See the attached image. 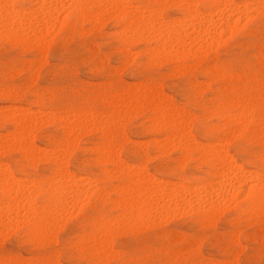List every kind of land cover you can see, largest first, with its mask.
<instances>
[{
	"label": "rangeland",
	"instance_id": "rangeland-1",
	"mask_svg": "<svg viewBox=\"0 0 264 264\" xmlns=\"http://www.w3.org/2000/svg\"><path fill=\"white\" fill-rule=\"evenodd\" d=\"M77 1L78 0H66V2L65 1L62 2L61 0L58 3L60 5L62 2V4L60 5L61 7H58L59 11L57 13L58 16L59 13L61 15V17L59 16L60 22L59 24H57V22H55V24H52L54 25V28H52L51 25L50 26L51 31H48L49 29L45 31L46 28L41 29L42 25H44L46 21L45 19H47L45 17L48 16L47 14L48 12L45 13L43 12L44 10H42V12L39 10L38 8L39 5L37 3H39L40 1L36 2L35 0L34 1L21 0L19 2H14L13 9L14 10L16 9L15 11H19L21 8H25L28 11H30L31 8H33L31 12L34 11V9L35 11L38 10L40 12L41 16L40 14L39 15L36 14L38 13V11L32 12L35 14V16L38 15L37 17H35L36 19L32 18L34 17V15L30 14V12L25 13L27 12V10L24 12L25 17H29L28 15H32L31 20H33L32 21V23H34L33 26L35 25L34 27H36L35 28L36 32L34 37L35 36L36 37L35 39H32L31 36L33 35L28 34L29 30L27 29L26 25L23 26V28L24 30L27 29L26 32L28 35L25 34L26 32L24 30H19V32L22 31V34L24 33L26 35L25 37L27 38L30 35L31 39L28 38V40L24 42L18 40V41L6 43L3 39V34L2 37H0V109H1L0 115L4 116L5 114H9L14 111H16L14 113H16L17 115L19 113L23 114L22 112H25L27 111V109H29L31 111L30 113L33 114H30L32 117L26 121L27 128L28 126L30 127L28 131V133L30 134L26 133L27 136H25L26 138L24 137V141L26 144L25 146H27L28 142H30V144L33 143L32 146H35V150L37 149L36 154L38 153L36 157H34V159L27 160L28 158H26L20 150L15 149L16 146L13 144V140H12V138L17 134V130L14 127L15 125L13 122L5 118H2V116H0V151H1L0 165L4 167L6 166L5 168H3V170L7 169L8 171L6 172L10 174L11 178H13V176H17L24 172H29L34 174L37 177V179L33 181L31 184L33 183L35 184L36 182L35 184L37 185L36 188L37 190L39 189L38 192L35 188H33L34 190H36L35 193L38 194L34 196V201H33V203H35L34 207L31 206V204L25 205L24 203H20L19 205L20 207L22 206V204H23L22 207L23 209L26 207L24 210L19 208V206H17L13 210L12 208L4 209L5 207L2 206L4 205L2 204L4 200L2 194L0 193V207L3 208V210H7L6 212H11V210L14 211L10 214L12 216V214L14 213L12 218H9L7 216L9 215V213L5 214V213H1L0 211L1 215L2 214L4 216L6 215L4 218L2 216L3 226H5L3 228L4 230L0 228V235H1L0 262L12 260L18 262V264H81V262L87 258L89 260L96 259L98 261H103L104 264H115L116 261L121 260L123 257L138 252H145V253L151 252L159 256H166L168 254V248H169V243H168L169 237H172L171 243L176 245L182 243L192 233H202V234L206 233L205 235H201L197 245V252L201 253L203 258L211 259V258L222 257L224 254L218 249L217 243L218 240L223 235L228 234L232 237L231 239L232 246L237 248L236 253L231 257L233 264H236V262L238 261L252 262V264H260L261 260L264 259V250H262L264 249V240L261 239L262 235H264V232H262L261 224H260L261 214L259 211V206L251 209V213H250L251 222L245 223L244 229L242 231L232 232L234 226L239 223L238 216L233 215V213H235V210L237 208L238 202L236 201V197L238 195H236V193L231 192L235 200H232L234 199L233 196L231 197L228 196L227 194H222V193H221L222 197L223 195L224 197L217 198V196L220 194L217 193V191L218 192L220 191L219 189L220 187H218L219 186L218 184L220 183L221 185L222 183H224V181L221 182L222 179L219 178V175L221 174L220 173L221 171L219 170L220 167H217L216 169L213 167L219 164V162L214 157L215 155H212L213 152L209 154L210 152L205 151L206 153L204 152L205 153L204 155L202 153V150H200L203 147L204 148L203 151L206 149L208 150L211 149L212 151V149L217 147V145L211 143H202V141H206L210 138L207 137L205 133L201 130L203 128V125H200L198 127L201 117H197L191 114H187V115L184 114L183 107L180 105V101L185 99L187 95L190 92H192L194 89L197 90L196 94L199 96H204L209 92H219L224 89H226V91L228 92H231L232 84L236 81H242L243 73L226 74L224 69L226 67L239 66L238 62L245 57V55L250 51L253 45L256 46L257 52L259 51V43L261 39L260 26L258 24V20L260 16L259 10L257 9L256 12L255 10H252L253 11L252 12L250 11V9H248L245 10L244 12V9L241 8V11L244 12L243 16L245 17V22L244 23L240 22L239 19L240 16L238 14H232L233 15L231 16L232 23L230 22L231 26L229 25L225 29L218 26L219 24L215 23L214 29H217V33L219 35L217 36L216 33V37H214L215 35L212 34L211 36L213 38L207 40L208 45L205 48H203L206 54H204L205 52L202 53L203 50L200 49L201 52L198 55L197 51H199V48H196L198 46L196 42L199 41L198 44H200L202 40L201 43L202 45L204 40L207 39L204 33H201L199 35L200 38L196 34L197 36L196 38L200 39L197 40L196 42L194 41L196 40V38L195 36H193L194 38L191 41L194 42L193 45L194 47L193 46L189 47V45L187 46L186 44H188L187 41L189 40L185 41L186 43L184 47L186 48H183V52L184 49H186L185 50L186 53L188 51L187 55L186 53L180 54L181 56L175 54L177 58H174L173 57L174 53H171L173 56L170 55L171 56L170 57L168 56L170 52L166 51V49L169 50L168 48L172 45V41L171 42L169 41V43H167V47H165L166 45H164L163 47L161 45L159 46V43L162 44V38L156 39L159 37L157 35L159 33V30L163 31L164 27H162V25L164 24V21L167 25H169L171 22H173L172 20L174 19V23H176L174 25L173 23H171L170 26L168 27L165 26L164 29L165 31L173 27H175L174 29H181L186 27L188 28L191 26L190 22L193 21L192 19L195 20V16H192L191 14L188 13L186 9H182L179 6L185 5L186 2L188 3L189 1L191 2V4L201 6L199 7V9L194 8L198 11L199 16H202L200 15L202 13L205 15V17H208L210 15L208 13L209 12L208 9L210 10V8L212 7L211 2H209L210 0H198V1L197 0H162V2L161 0L158 2L156 0H152V1L122 0L121 1L122 3L120 2L121 4L118 2L122 10L124 11L123 14L121 13L122 16L120 15V13L117 14L116 7H114V9H112L111 11L107 10V8H105V11L99 10L100 8H98L95 12H92L90 9L85 8L83 13L80 14L77 9L69 8L68 4L88 5L90 3V0L88 1L85 0L84 3H82L83 2L82 0L78 2ZM86 1L89 3L87 4ZM176 1H179V3ZM224 1L225 0H223V2ZM230 1L234 5L236 4L237 6L239 5L241 6L248 4L255 5L258 0H253V1L230 0ZM33 2H35L36 4L35 3L33 4ZM93 2H91V5L95 4V2H96L95 5H97V0H95L94 3ZM112 3L118 5L116 4L117 2L115 3V1ZM167 3H168V7L162 8L161 11L157 8L151 7L152 5H167ZM220 3H222V1ZM222 4L219 5L220 9L221 7H223L225 8L226 11L229 10V8L227 9L225 7L227 5L226 1L225 3ZM63 5L66 7H64ZM128 5L130 6L128 7ZM123 6L126 12L123 9ZM121 8L120 7L118 8V12H121ZM156 9L160 12V13L157 12L158 15L156 13ZM66 10L68 11L66 12ZM153 10L155 11L154 14H152ZM217 10L218 9H216L214 13H216ZM109 12L110 15H108ZM113 12L116 13L117 17L119 16L120 18L119 17L117 18L116 14H113ZM206 12L208 13V15ZM42 13H45L46 16H43ZM151 14L154 17L157 15V17L154 19ZM112 15L113 17H111ZM204 15L203 17H201V19L203 18V20L205 18ZM63 16L65 17L63 18ZM74 16L76 17V19H73ZM85 16H88L89 19L92 20L91 27L88 28L84 27ZM134 16L143 19L145 17V19L147 20L150 18L153 19L154 21L156 19H157L156 21H158L159 20L158 17H159L161 22L157 24L158 25L162 23L163 24L161 26H158L159 29L158 31H155L157 30V28H153V26L150 25L149 26L150 28L152 27L153 29H155L153 32V29L151 28L153 35L150 31V33L148 32L149 36L145 37L146 35H148L147 33L148 25L144 24L145 27L147 25V31L144 27L141 26L142 27L141 30L145 29L146 31V32L144 31V34L142 36V33H139L140 28L139 31L136 32L137 28L136 25H134L135 23L133 22V19L136 17ZM210 16H212L213 20L219 19L217 15L212 14ZM40 18H42L43 21ZM38 20L41 21V23ZM77 20H79L80 23V30L76 29ZM126 20L127 22L132 21L130 24L131 26L133 25L132 26L133 30L131 26L128 27L129 25L125 28V25L127 24ZM169 20L170 22L168 24L167 21ZM36 22L40 23L39 29L37 27L39 23ZM254 22H256V27L253 28L252 30H249V25ZM124 23L126 24L124 25ZM191 23L194 24L196 23V21H193ZM185 24L186 27H184ZM33 26H31L30 28L31 30H33L32 29L34 28ZM154 26L157 27L156 24ZM127 28L131 30L130 31L131 33L128 32L129 33L128 34L126 33L127 31H125L124 33L123 29L125 30ZM227 28H229L230 30H228ZM37 29L44 30L46 36L48 33L47 37L44 35L45 39H42L43 36L39 34L40 37L42 36L41 37L42 40H46L44 42L45 44H42L43 43L41 42L42 40L39 42L40 45H37L38 43L33 41L36 40L37 37H39L37 33L40 31L37 32ZM221 29L222 32L224 31L223 33L220 31ZM65 30H67L68 35L62 39H58L60 33L64 32ZM117 30L118 32H116ZM120 30L124 33V35H126V37H128V39H130L129 43L127 42L128 41L127 38L122 34ZM52 31L54 32L52 33ZM227 31L229 33L228 35H227ZM225 32L226 35L224 34ZM2 33H4V31H2ZM154 33L157 36L154 35ZM118 34L122 35L124 41L121 40L123 38ZM127 34L130 36H127ZM136 35L138 39H136L135 41L134 36L136 37ZM152 36L153 37L155 36L156 38L155 37L153 38ZM215 38L217 40L219 39V41L216 40L217 41L216 42ZM148 39H152V40H148ZM121 41L123 42L121 43ZM34 42L36 43V45L34 44ZM157 44L162 49L161 48L158 49ZM190 48H194L195 50ZM160 49L162 50L161 52ZM164 50L166 55L167 52L169 53L167 56L164 55ZM158 51H159L158 55L160 58L156 54ZM133 53L134 55H132ZM160 53L162 56H160ZM191 55L193 57H191ZM256 59H257V63H259L258 58ZM114 83L118 86V91L113 88ZM213 85H221L222 88L214 89ZM159 91H161L162 93H160ZM146 92L148 93L150 92L149 95L148 93L146 94ZM163 93L167 95L164 96L165 98L163 97L164 95ZM138 101L141 103V105ZM144 103L147 105H143ZM158 103L159 106L157 105ZM119 107H123L125 109L126 117L124 118V121L119 128L120 140L115 145V147L113 146V148L115 149L114 158L110 159L113 161L115 160L116 163L115 162L109 163L108 161L110 160L108 159L107 161V159L104 156H102L103 153L97 150V148L102 145H105L106 143L111 144L113 132L111 131V135H110L111 138L106 139L105 135L107 128L103 127L104 126L103 124L106 123L105 121H107V117L112 114V111L114 109H118ZM76 111H77V115L74 114L76 113ZM94 111H95V117H98L97 118L98 120L92 117ZM165 111L167 115L165 114ZM169 111H173V112H169ZM175 111L176 113H174ZM3 112L6 113L4 114ZM83 112H87L85 114V117H87V119L90 117L94 118V119L92 118L90 119H92L93 122L95 121L94 122L95 124L94 123L89 124V122L91 121L89 120L88 123L86 124L88 126L86 125H85L86 127L84 125L80 126L81 128L84 126L85 130L83 128L82 131L81 128H79L80 130L78 133L77 131L78 129H77L76 132L74 133L75 138L73 137L72 139H69L70 142H72L71 145L73 147V150L77 153L75 167L77 168V171H86V172L90 171L91 169L99 167L100 175L103 177V181H107L108 183L116 182L120 188L119 189L116 188L117 190L111 189L110 192L104 193L103 198L99 201L98 207H97V201L94 199H83L82 197H80L77 200L79 202L76 203L75 208H73L74 205L72 201H68L72 204L67 202L68 205L66 203L62 205V209L60 211L61 213L60 212L58 213V215L59 214L61 215L58 216L60 219L57 218V220L59 221L56 220L57 222H54V224L56 223L57 225H53V227H50L52 231H49L48 229L47 233L42 235L41 238L40 236H35V237L31 235L29 236L26 227V217L27 215L32 213L31 207L35 208L33 209L34 212L40 213L41 210H43L40 209L41 207L48 206L47 208H44V210H46L44 212L45 215L54 212L55 206L50 204V202L47 200L46 190L47 188H49L48 186L52 185L50 184L51 182L53 183L55 182L53 181V179L57 181L61 178V176L59 175L58 176L60 178L57 177L56 166L49 159H45L44 157L46 156L45 154H42L43 155L42 156L41 153L39 152L42 151L43 153V151L44 152L48 151L51 153L56 151L59 145H62L63 143H64L63 145H67L66 142H69V140L67 139L68 137L67 136L68 134H66L67 130L64 129V127H66L65 123L66 125L69 124L70 126L73 125L72 127H74V125H76V122L78 121L76 117H79L78 118L79 121H81V118H85ZM81 113H83L82 114L83 117H81L82 116ZM21 114H19V116ZM70 114H74V115H70ZM96 114L99 115L97 116ZM211 114L212 115L214 114V110ZM173 115H177V116L183 115V120L177 122L178 120L174 119L175 116ZM23 116H29V115H27V113L25 112V115ZM62 118H64V120H62ZM207 118L210 117H205V119ZM159 119L163 120L164 122V124L161 125L162 128H159L160 127L159 124L157 125L155 124V122L158 123L157 121ZM248 119H252V117L249 116ZM255 119H257L255 120L256 121L255 123L259 124L261 115L258 104L256 105L255 108ZM63 121H67V122L64 123ZM177 123L178 124L180 123L179 124L180 127ZM91 125H93L94 128L93 126L91 127ZM183 128H185L186 131ZM62 129H64V131ZM237 134L231 137L232 140L230 139V141L223 146L222 150L228 154L229 158L232 159V161H237V160L244 161L245 158L251 154V149L253 147V144L250 138L244 136L242 131L238 132ZM181 135L182 136L184 135L185 140L189 139L187 140L188 143H190V140L193 139L190 145L193 146L194 148H192L188 144L187 146L189 147L186 148L185 144L187 142L186 143L184 142L183 140L184 138ZM162 136L165 144L162 141ZM45 137L47 139H45ZM153 138L155 139L153 140ZM151 139L152 141H150ZM157 139H159L158 141L159 144L156 141ZM169 139L172 141V145ZM166 141L169 142L170 145ZM178 141H180L179 145H178ZM154 144L156 147L154 146ZM91 146L93 149L90 148ZM198 147H200V149ZM149 148H151L152 152L154 153L153 157H155V158L152 157L153 172L160 176H167V177H172L173 175L175 176L174 181L165 180L164 182L165 185L170 184V187L173 190L175 189L181 192L180 194L181 197L183 194H185L184 196H190L191 198H193L196 194H198L196 196L197 197L199 195L202 196V197L199 196L198 198L206 199L207 202L206 201L205 202L207 204L215 200L214 202L216 203L218 202V205L216 204L217 207H215L214 209L216 211H214L211 215H204L203 218L200 219H193L191 212H184L183 210H181V214L176 216L175 215L168 216L167 214H165L162 217L157 216L158 218H156L155 223L151 226H147L144 228H137L135 230L122 229L113 232L104 239V243L107 246L106 248L107 249L109 248L110 250H106L104 248L98 247L97 249L90 251L91 253L89 252L86 257L84 250L80 246V241L82 238L84 226L80 223H77V221H80L82 219H87L93 213H97V214L100 213L103 209H105L106 206H108L107 207L108 212H112L116 209H119V211L121 210L120 211V213H122L121 216L135 215L136 212L138 213L136 215H139L140 213L148 216L150 215L148 213H151V215L157 213L155 198L159 196L160 192L157 194L153 193V190L149 192L150 187H146V189L148 188L147 191L144 188L143 189L144 191L142 190L141 192L143 194H140L142 198L141 200L140 195H138L137 191L133 189L134 186H131L132 189L128 188L127 186L131 182V180L133 179L138 180L139 177L137 170H135L131 165H127L126 161L129 158L134 159L138 153L147 152ZM172 148L174 149L172 150ZM52 149L54 151H52ZM185 150L187 151L185 152ZM100 153L102 155H100ZM157 153L159 155H157ZM115 157L116 158L119 157V158L116 159ZM97 162H99L100 164L98 163L96 165ZM121 165L123 166V169ZM116 166L117 169L119 170L122 169V170L116 171L117 170ZM235 166L238 167L240 170L241 164L234 163V167ZM236 167H235L236 172H238L239 170H237ZM110 169L113 170L111 171ZM123 171L126 174H124ZM218 171H219V175L217 177ZM233 172L236 173L235 171ZM129 173L131 174L132 177L129 176ZM232 174L229 175L230 181H225V184H231L230 182L234 183V181H236L238 184L236 183L237 185L236 184L235 185L238 186L240 183L238 182L237 174H233L234 176L236 175L235 178L237 180L234 178V176H232ZM50 178H53L51 179L52 181L49 180ZM62 179L63 181L67 180L65 178ZM246 179H249V177L245 178V180ZM207 180H209V182L211 183H209ZM49 181L51 182L49 183ZM78 181L79 182L81 181L80 183L82 185L87 183L86 180L84 181V179L79 177H78ZM218 181L220 182L217 184ZM46 182H48V184ZM213 182H215L216 184ZM42 183L47 185L46 186L44 185V187H42L43 185ZM124 184L125 186H123ZM28 185H30V182H28L26 186ZM38 186L42 188H38ZM193 189H196V191ZM84 190L88 191L87 188H85ZM115 192H117L116 200H109L108 197L114 194ZM144 192L145 194L149 192V194L152 193L153 195L155 194L156 196V197L154 196L155 198H153V196L150 197L148 196L149 198L147 199V202L149 201L148 202L149 204L147 203V205L145 204L146 198L144 199L145 202L143 201V196L145 197ZM173 192L171 193L173 194ZM188 192L189 194H187ZM171 193L170 195H172ZM124 194L126 195L128 194L129 197L124 196L123 198ZM135 194H137V197H134ZM221 194L219 196H221ZM246 194H247V188L245 190V195ZM69 195L70 193H68V196ZM89 195L91 194L89 193ZM160 195H162V193ZM118 198L121 200V204ZM134 198L136 199L135 201L132 200ZM138 198H140V202L142 201L141 203H139ZM128 200L132 201V203L129 205L127 203L129 202ZM222 200L224 202L226 200L229 202L222 203ZM231 200L232 202H230ZM143 202L145 205H143ZM242 202L243 201H240L239 203ZM220 203L223 205L219 207ZM218 210L221 211V214L220 212H218ZM15 211L18 213H16ZM13 218H15L16 222L14 221ZM89 227H91V225H89ZM165 229H170V231H165ZM48 232L51 233L48 234ZM176 255H180V254H176ZM176 255H174L172 258H176ZM180 258H183V256H181Z\"/></svg>",
	"mask_w": 264,
	"mask_h": 264
},
{
	"label": "snow or ice",
	"instance_id": "snow-or-ice-1",
	"mask_svg": "<svg viewBox=\"0 0 264 264\" xmlns=\"http://www.w3.org/2000/svg\"><path fill=\"white\" fill-rule=\"evenodd\" d=\"M61 7V6H57ZM69 8H75L83 10L85 8L95 12L98 8L116 7L120 5H69ZM151 7L162 9L167 8V5H152ZM182 9H187L189 14H192V9H199V5L185 4L180 6ZM227 8L240 7L244 10H259L260 16L258 24L260 26V43L259 51L257 52L256 46L253 45L250 51L239 61V66L226 67L224 69L226 74H240L243 73L242 81H236L232 84V91L228 92L226 89L219 92H209L204 96L196 94L197 90L190 92L187 97L180 101V105L183 107V113L195 115L201 117L198 127L203 125L201 129L207 137L210 139L202 141V143H211L217 145L215 149V158L218 161L223 162L225 168H231L233 163L241 164L237 176L241 177L243 174L246 179L244 187L240 189L239 195L236 197L237 208L234 216H238L239 223L234 226L232 232L242 231L245 223L251 222V206L258 199L259 211H260V224L262 232H264V0H260L257 5H226ZM240 16V22L244 23L245 17L243 14ZM59 17H56L57 23H59ZM73 19H76L74 16ZM166 19V17H165ZM84 27L88 28L92 25V20L88 16L84 17ZM159 21L148 19L147 25H154ZM256 27V22L249 25V30ZM76 29L80 30V23L77 20ZM35 35V34H33ZM41 35L43 33L41 32ZM68 35L67 30L60 33L58 39H62ZM20 32L13 33L7 28L4 31L3 39L6 43L18 41L22 39ZM29 39L31 37H28ZM259 63H257V59ZM113 88L118 91V86L114 83ZM214 89L222 88L221 85H213ZM259 105V111L261 119L259 124L255 123V108ZM214 110V115L211 113ZM251 116L252 119H248ZM205 117H210L205 119ZM125 118V109L119 107L114 109L112 114L107 117V126L112 130L113 136L111 145L115 146L120 140L119 128ZM174 119L182 120L183 115L175 116ZM81 123L87 124V118H82ZM243 132L244 136L250 138L253 147L251 154L245 158L244 161H228V154L222 149L223 146L228 143L231 137L238 132ZM154 153L151 148L144 153H138L134 159L129 158L126 163L131 165L137 170L139 176V183L142 187H151L152 189L159 188L162 195L155 198L157 206V213L150 216L143 214L139 215H125L121 216L119 209L112 212H108L107 207L100 213H93L89 218L77 221L82 224L83 234L80 241V246L84 250L85 256L91 250H95L101 246L103 240L113 232L122 229H137L151 226L155 223L157 216L179 215L181 210L184 212H191L193 219L203 218L204 215H211L214 210L209 209L206 204H199L194 198L189 199L187 196L181 197L178 190H173L169 185H165V180L174 181L175 176L167 177L160 176L153 172L152 157ZM77 159V153L73 150L71 143L67 145H59L55 152L56 160V172L57 175L68 180V185L65 186V191H71L73 195L79 192L80 197L83 199H94L97 201V207L99 201L103 198L104 193L110 192L111 189H116L119 185L116 182L108 183L103 181V177L100 175L99 167L91 169L90 171H77L75 167V161ZM123 159V157H122ZM232 171L236 169L232 168ZM78 177L87 181L86 184L81 185L78 181ZM37 177L29 172L21 173L13 177V180H18L21 186H26L29 181H35ZM236 181H234V184ZM259 191H256V188ZM87 188L86 192L84 189ZM245 188H247V195H245ZM176 191V195L172 196L170 193ZM89 193L91 195H89ZM116 194H112L108 197L109 200H116ZM243 201L242 203H239ZM77 201H73L75 207ZM110 206V205H109ZM91 225V227H89ZM49 231H52L49 228ZM170 231V229H165ZM158 234V233H157ZM206 233H192L187 239L180 244H172V237L168 238L169 248L166 256H159L151 252H138L123 257L121 260L116 261L115 264H233L231 259L237 251V248L231 244L232 237L228 234L223 235L217 243L218 249L224 254L219 258L205 259L201 253L197 252V245L201 235ZM59 239V238H58ZM264 240V235L261 237ZM264 250V249H262ZM180 254V255H176ZM176 255V258H172ZM183 256V258H180ZM0 264H18V262L7 260L0 262ZM81 264H104L103 261L96 259H85ZM236 264H252V262L238 261ZM260 264H264V259Z\"/></svg>",
	"mask_w": 264,
	"mask_h": 264
},
{
	"label": "bare ground",
	"instance_id": "bare-ground-1",
	"mask_svg": "<svg viewBox=\"0 0 264 264\" xmlns=\"http://www.w3.org/2000/svg\"><path fill=\"white\" fill-rule=\"evenodd\" d=\"M19 1H21V0H0V37H2V34H4V33H2V31H5V29L7 28L8 30H10V31H12L13 33H15V32H19V30H24V28H23V26H27V29L29 30L28 31V34H30V35H33V34H35V32H36V27H34L33 26V24L34 23H32V21L33 20H31V16L32 15H34V17H32V18H35V17H37L39 14H40V12L38 11V10H36V11H38V13H36V14H38L37 16H35V14L34 13H32V12H36L35 11V9H34V11H32L31 12V10L33 9V8H31V10L30 11H28L27 9H25V8H21L19 11H15L14 9H13V3L14 2H19ZM34 1V0H33ZM36 2L37 1H40L39 3H37L38 5V8H39V10L42 12V10H44L43 12H45V13H47L48 14V16H46V14L45 13H42L43 14V16H46L45 18H47V19H45L46 21H45V23H44V25H42V27H41V29H45V31H47L48 29V31H51V29H50V26L52 25V24H55V22H57L56 21V17L58 16V3L61 1V0H35ZM63 1H65L66 2V0H62V2ZM78 1H80V0H78ZM77 1V2H78ZM83 2L82 3H84L85 2V0H82ZM88 1V0H87ZM86 1V2H87ZM115 1V3L116 4H118V2L120 3L122 0H97V5H109V6H113V5H115V4H113L112 2H114ZM134 1V0H133ZM152 1V0H151ZM157 2L158 1H160V0H156ZM198 1V0H197ZM222 1V3H225V1H226V4L228 5V6H231V5H234V4H232V2L229 0H225L224 2H223V0H221ZM220 0H210L209 2H211V4H212V7L210 8V10L208 9V13L210 14V15H217L218 17H219V19H215V20H213L212 19V16H208V17H205V15L204 14H200V15H202V16H199L198 15V11L196 10V9H192V16H195V20L194 19H192L193 21H196V23H194V24H192L191 22H193V21H191L190 22V27H186V24H185V26L184 27H186V28H181V29H174L175 27H173V25L174 24H176V23H174V19L172 20L173 22H171V23H173V25H172V27L173 28H169V29H167V31H165L164 29H165V26H170V24H169V22H170V20L169 21H167L168 22V24L169 25H167L166 23H165V21H164V24L162 25V24H160V25H158L157 23H155L156 25H157V27L156 26H154V25H151V26H153V28H157V30H155V29H153L152 27V29H153V32H154V30L155 31H158L159 29H158V26H161L162 25V27H164L163 28V31H160L159 30V33H160V35H159V33L158 32H155V33H158L157 35L159 36L158 38H156L155 36V38L156 39H161L162 38V44L161 43H159V46L161 45V46H163L164 47V45H166L165 47H167V43H169V41L171 42L172 41V45L168 48L169 50H167L166 49V51H169L170 52V54L167 52V55L168 56H173L171 53H174V58H177V56H175V54L176 55H178V56H181L180 54H182V53H186V49H184V52H183V48H186V47H184V45H185V41H187V40H189V41H187V43L188 44H186L187 46L189 45V47H191V46H193L194 45V42L193 41H191V40H193V36H195V38L197 37L196 36V34L199 36L201 33H204V35H205V37H207V39H205L204 40V42H203V44L201 45V43H202V40H201V43L200 44H198V42H196L197 40H200V39H197L196 38V40H194L195 42H196V44L199 46H197L196 48H199V51H197L198 52V55H199V53L201 52V50L200 49H202L203 51H202V53L203 52H205L204 51V49L203 48H205L208 44H207V40H210L211 38H213L211 35L212 34H214L215 36L214 37H216V33H217V29H214V24L215 23H217V24H219L218 26H220V27H222V28H226L227 26H231V16H233L232 14H241L243 11H241V8L239 7H237V8H229V10H225V8H223V7H221V9L219 8V5H221L222 3H220L221 2ZM251 1H253V0H251ZM62 2H61V4H62ZM74 2V1H73ZM91 2H93V0H90V3L89 2H87V4L89 3L90 5H91ZM94 2H95V0H94ZM93 2V3H94ZM124 2H126V1H124ZM123 2V3H124ZM161 2H162V0H161ZM176 2H178L179 3V1H176ZM229 2H231V3H229ZM255 2V1H254ZM259 2H260V0H258L257 1V3L255 4V5H257V4H259ZM35 2H33V4H34ZM76 3V2H75ZM92 3V4H93ZM122 3V2H121ZM120 3V4H121ZM174 3V2H173ZM181 3H183V2H181ZM180 3V4H181ZM185 3V2H184ZM188 3H190L191 4V2H189L188 1ZM187 2H186V4H188ZM246 3V2H245ZM244 3V4H245ZM250 3H252V2H250ZM36 4V3H35ZM60 4V5H61ZM88 4V5H89ZM95 4H96V2H95ZM59 5V6H60ZM68 5H70V4H68ZM67 5V6H68ZM71 5H73V4H71ZM119 5V4H118ZM178 5V4H177ZM193 5H195V4H193ZM223 5V4H222ZM225 5V4H224ZM236 5V4H235ZM249 5V4H248ZM254 5V4H253ZM64 6V5H63ZM130 5H128V7H129ZM167 6H168V3H167ZM240 6V5H239ZM242 6V5H241ZM64 7H66V6H64ZM133 7V6H132ZM169 7H170V5H169ZM180 7V6H179ZM209 7V6H208ZM28 8H30V7H28ZM120 8H121V6H120ZM227 8V7H226ZM66 9V8H65ZM65 9H64V11H65ZM112 9H114V7H108L107 8V10H112ZM117 10V14H119L120 13V15H121V13L123 14L124 13V11L122 10V8H121V12H118V8H116ZM123 9H124V6H123ZM142 9V8H141ZM149 9V8H148ZM207 9V8H206ZM216 9H218L217 10V12L216 13H214L215 12V10ZM220 9V10H219ZM228 9V8H227ZM27 10V12H25ZM46 10V11H45ZM78 10V9H77ZM99 10H104L105 11V8H100ZM120 10V9H119ZM125 10V9H124ZM160 11H161V9H159ZM187 10V9H186ZM257 10V9H256ZM256 10H255V12H256ZM68 10H66V12H67ZM75 11V10H74ZM83 11H84V9L83 10H78V12L80 13V14H82L83 13ZM103 11V12H104ZM115 11V12H116ZM146 11V10H145ZM144 11V12H145ZM188 11V10H187ZM202 11V10H201ZM250 11H252L251 9H250ZM24 12L25 13H29L30 12V14H32V15H28L29 17H25V15H24ZM125 12H126V10H125ZM149 12V11H148ZM154 10H153V13L152 14H154ZM160 13L157 9H156V13ZM206 12V13H207ZM244 12H245V10H244ZM244 12L242 13L243 15H244ZM253 12V11H252ZM258 12V11H257ZM150 13H151V11H150ZM158 13H157V15H158ZM204 13V12H203ZM208 13H207V15H208ZM85 14H87V13H85ZM113 14H116V13H114L113 12ZM117 14H116V17H117ZM151 14V15H152ZM27 15V14H26ZM108 15H110V12L108 13ZM142 15H143V13H142ZM146 15V14H145ZM150 15V14H149ZM157 15L154 17L153 15V18L155 19L156 17H157ZM189 15V14H188ZM203 15H204V20H203V18L201 19V17H203ZM40 16H41V14H40ZM42 16V17H43ZM59 16L61 17V15H60V13H59ZM58 16V17H59ZM122 16V15H121ZM247 16H248V14H247ZM65 16H63V18H64ZM91 17V16H90ZM111 17H113V15L111 16ZM115 17V16H114ZM119 17V16H118ZM117 17V18H118ZM134 17H136V16H134ZM200 17V18H199ZM217 17V18H218ZM109 18V17H108ZM120 18V17H119ZM152 18V17H151ZM193 18V17H192ZM215 18H216V16H215ZM249 18H250V16H249ZM36 19V18H35ZM40 19H42V18H40ZM105 19V18H104ZM150 19V18H149ZM158 21L159 22H161V20H160V18L158 17ZM189 19V18H188ZM201 19V20H200ZM239 19H240V17H239ZM153 20V19H152ZM157 20V19H156ZM155 20V21H156ZM166 20V19H165ZM247 20V19H246ZM37 21V20H36ZM39 21V20H38ZM42 21H43V19H42ZM117 21H118V19H117ZM146 21H147V19H145V17H144V19L143 18H134L133 19V22L135 23L134 25H136V28H137V31L136 32H138L139 31V28H140V32L139 33H142V36H143V34H144V31H145V29H146V31H147V25H146V27L144 26V24H146ZM179 21V20H178ZM183 21V20H182ZM190 21V20H189ZM237 21V20H236ZM40 23H41V21H39ZM39 22H36V23H39ZM59 22H60V20H59ZM126 22H127V20H126ZM132 21H129V22H127V24L126 23H124V25H125V28L128 26V27H130L131 26V23ZM158 22V23H159ZM163 22V21H162ZM177 22V21H176ZM231 22V23H230ZM245 22V21H244ZM40 23L38 24V29H39V25H40ZM178 23V22H177ZM57 24H59V23H57ZM166 24V25H165ZM182 24V23H181ZM240 24V23H239ZM189 25V24H188ZM234 25V24H233ZM31 26H33L34 28H32L33 30H31L30 28H31ZM56 26V25H55ZM59 26V25H58ZM133 26V25H132ZM132 26H131V28H132ZM144 27L145 29H142L141 30V28L142 27ZM150 25H148V31H147V33L149 32L150 33V31H151V33H152V35H153V32H152V29L149 27ZM180 26V25H179ZM239 26V25H238ZM182 27V26H181ZM233 27V26H232ZM236 27V26H235ZM52 28H54V25H52ZM135 28V27H134ZM237 28V27H236ZM3 29V30H2ZM26 29V28H25ZM26 29V30H27ZM37 29V32L38 31H40V32H38L37 34L39 35H41V32H43V33H45V31L44 30H38ZM228 30H230L229 28H227ZM26 30H24L25 32H26ZM132 30H133V28H132ZM213 30V31H212ZM121 31V30H120ZM123 31H124V33H125V31H127L126 33H131L130 31V29L129 28H127V29H123ZM145 31V32H146ZM221 32H222V29L220 30ZM235 31V30H234ZM54 31H52V33H53ZM115 32V31H114ZM116 32H118V30L116 31ZM122 32V31H121ZM164 32H166V33H164ZM221 32H219V33H221ZM224 32V31H223ZM222 32V33H223ZM20 33L22 34V31H20ZM113 33V32H112ZM124 33L122 32V34L124 35ZM128 33V34H129ZM146 33V34H147ZM149 33H148V35H146L145 37H147V36H149ZM154 33V35H156ZM164 33V34H163ZM25 34H27V32L25 33ZM24 33L21 35L23 38L22 39H20V41H26V40H28V38L27 37H25L26 35H25ZM27 34V35H28ZM36 34V35H37ZM51 34V33H50ZM127 34V36H130V35H128ZM225 35H226V32L224 33ZM229 33H228V31H227V35H228ZM232 34V33H231ZM234 34V33H233ZM30 35H29V37H30ZM40 35H39V37H37V39L36 40H33V41H35V42H37L38 44L37 45H40L39 44V42L42 40V39H45L44 38V35L46 36V33L45 34H43L41 37H42V39H41V37H40ZM119 36H121L122 37V35H120V34H118ZM135 35V34H134ZM139 35V34H138ZM156 35V36H157ZM219 34L217 33V36H218ZM47 36H48V33H47ZM46 36V37H47ZM50 36V35H49ZM125 37H126V35H124ZM162 36V37H161ZM222 36V35H221ZM32 37V39H35V37H34V35L33 36H31ZM34 37V38H33ZM132 37V36H131ZM153 37V36H152ZM151 37V38H152ZM153 37V38H154ZM192 37V38H191ZM224 37V36H223ZM227 37V36H226ZM123 38V37H122ZM127 38V42L129 43V41H130V39H128V37H126ZM130 38V37H129ZM134 38H135V41H136V39H138L137 38V35H136V37L134 36ZM199 38H200V36H199ZM221 38V37H220ZM225 38V37H224ZM31 39V38H30ZM147 39V38H146ZM121 40H123L124 41V38L123 39H121ZM132 40H133V38H132ZM143 40V39H142ZM148 40H152V39H148ZM217 39L215 38V41H216ZM30 41V40H29ZM46 40H42L41 42H43L42 44H45L44 42H45ZM123 41H121V43L123 42ZM144 41V40H143ZM214 41V42H215ZM217 41H219V39L217 40ZM216 41V42H217ZM34 42V44L36 45V43ZM138 42V41H137ZM142 42V41H141ZM145 42V41H144ZM159 42V41H158ZM215 42V43H216ZM139 43V42H138ZM125 44H126V42H125ZM219 44V43H218ZM128 45V44H127ZM42 46V45H41ZM156 46V45H155ZM157 46H158V44H157ZM157 47L158 49L159 48H161V47ZM194 47V46H193ZM59 49V48H58ZM155 49H156V47H155ZM162 49V48H161ZM160 49V52L162 51ZM190 49H193V50H195L194 48H190ZM207 49H208V47H207ZM187 50H188V48H187ZM242 50V49H241ZM55 51V50H54ZM156 51H157V49H156ZM190 51V50H189ZM208 51V50H207ZM152 52V51H151ZM195 52V51H194ZM193 52V53H194ZM131 53V52H130ZM158 53H159V51L156 53L157 55H158ZM190 53V52H189ZM192 53V52H191ZM188 54V51H187V53H186V55ZM204 54H206V52L204 53ZM132 55H134V53L132 54ZM164 55H166L165 54V50H164ZM166 55V56H167ZM200 55H202V54H200ZM160 56H162L161 55V53H160ZM170 56V57H171ZM157 57V56H156ZM158 57H159V55H158ZM191 57H193L192 55H191ZM199 57V56H198ZM203 57V56H202ZM160 58V57H159ZM169 59V58H168ZM57 60V59H56ZM131 60V59H130ZM127 61V60H126ZM173 61V60H172ZM128 62H129V60H128ZM81 63V62H80ZM81 65V64H80ZM159 65V64H158ZM90 69V68H89ZM91 70V69H90ZM179 70V69H178ZM209 70V69H208ZM209 72V71H208ZM210 72H212V71H210ZM203 73V72H202ZM201 73V74H202ZM36 75V74H35ZM234 75V74H233ZM202 86V85H201ZM50 87V86H49ZM225 88V87H224ZM141 89V88H140ZM202 89H203V87H202ZM89 91V90H88ZM151 91V90H150ZM2 92H5V91H2ZM156 92H157V90H156ZM160 93H162L161 91H159ZM201 92V91H200ZM131 93V92H130ZM148 92H146V94H147ZM150 93V92H149ZM149 93H148V95H149ZM153 94H156V93H153ZM159 94V93H158ZM164 94V93H163ZM160 95V94H159ZM70 96V95H69ZM146 96V95H145ZM154 96H156V95H154ZM164 96H167V95H163V97ZM115 97V96H114ZM150 97H152V96H150ZM149 97V98H150ZM169 97V96H168ZM125 98V97H124ZM165 98V97H164ZM147 99V98H146ZM155 99V98H154ZM159 99H160V97H159ZM169 99V98H168ZM41 101V100H40ZM141 101V100H140ZM158 101V100H157ZM168 101V100H167ZM71 102V101H70ZM114 102V101H113ZM126 102H127V100H126ZM139 102V101H138ZM137 102V103H138ZM145 102V101H144ZM123 103V102H122ZM121 103V104H122ZM132 103V102H131ZM140 103V102H139ZM146 103H148V102H146ZM150 103V102H149ZM154 103V102H153ZM152 103V104H153ZM114 104V103H113ZM121 104H119V105H121ZM134 104V103H133ZM151 104V103H150ZM126 105H127V103H126ZM138 105V104H137ZM140 105H141V103H140ZM143 105H147V104H143ZM158 106H159V103L157 104ZM164 105H166V104H164ZM163 105V106H164ZM171 105V104H170ZM150 106V105H149ZM152 106H154V105H152ZM5 107V106H4ZM129 107V106H128ZM132 107H134V106H132ZM135 107H137V106H135ZM160 107H161V105H160ZM25 108V107H24ZM9 109V108H8ZM160 109V108H159ZM1 110V109H0ZM28 110L29 109H27V111H25L26 113H27V115H29V116H23V115H25V112H22L23 114H21V113H19V114H21L20 116H19V114L17 115L16 113H14V112H16V111H14V112H12V113H9V114H5L4 112V116L3 115H0V116H2V118H5V119H7V120H9V121H11V122H13L14 123V127L16 128V130H17V134L12 138V140H13V144L16 146V148L15 149H17V150H20L22 153H23V155L26 157V158H28L27 160H32V159H34V157H36V155L38 154H36V150H35V146H32L33 145V143L32 144H30V142H26L27 143V146H25L26 144H25V141H24V137L25 136H27V134H30V133H28V131H29V126H28V128H27V124H26V121L27 120H29L32 116L30 115V114H33V113H30L31 111L29 110V113H28ZM134 110V109H133ZM172 110V109H171ZM4 111V110H3ZM47 111V110H46ZM84 111V110H83ZM2 112V111H1ZM10 112V111H9ZM149 112V111H148ZM164 112V111H163ZM169 112H173V111H169ZM84 113V117H85V114L87 113V112H83ZM83 113H81V115L83 114ZM90 113H93V112H90ZM158 113V112H157ZM174 113H176V111L174 112ZM74 114H76L77 115V111H76V113H74ZM74 114H70V115H74ZM165 114H166V111H165ZM172 114V113H171ZM185 114V113H184ZM80 115V116H81ZM92 115V114H91ZM91 115H88V116H91ZM97 115V114H96ZM99 115V114H98ZM97 115V116H98ZM126 115V114H125ZM130 115V114H129ZM167 115V114H166ZM170 115V114H169ZM168 115V116H169ZM187 115V114H186ZM214 115V114H213ZM64 116V115H63ZM171 116V115H170ZM173 116H177V115H173ZM179 116V115H178ZM69 117H71V116H69ZM74 117V116H73ZM76 117V116H75ZM81 117H83V115L81 116ZM92 117H94V118H96V120H98L97 118L98 117H95V111H94V114L92 115ZM92 117H90V118H92ZM107 117V116H106ZM126 117V116H125ZM165 117V116H164ZM172 117V116H171ZM79 117H76V119L78 120H74V121H77L76 122V125H74V127H72V126H70L69 124H67L66 125V123L65 122H67V121H63L64 123H65V126L66 127H64V129H66L67 130V132H66V134H68L67 136V139L69 140V139H72L73 137H74V133L76 132V130L78 131V133H79V128H81L80 126H82V125H86V124H82L81 123V121H79V119H78ZM87 118V117H86ZM90 118H88L87 119V121H89V120H91L90 122H92V123H90L89 122V124H93L94 122L92 121V119H94V118H92V119H90ZM159 118V117H158ZM192 118V117H191ZM249 118V117H248ZM68 119V118H67ZM66 119V120H67ZM62 120H64V118H62ZM81 120H82V118H81ZM166 120V119H165ZM164 120V121H165ZM183 120V119H182ZM255 120H257V119H255ZM72 121V120H71ZM102 121V120H101ZM156 121V120H155ZM175 121V120H174ZM180 121V120H179ZM179 121H177V122H179ZM69 122V121H68ZM106 122V121H105ZM158 123H156L155 122V124L157 125V124H159L160 125V127L159 128H162V124H164V122H163V120H161V119H159L158 121H157ZM166 122V121H165ZM256 122V121H255ZM102 123V122H101ZM104 123V122H103ZM169 123H171V122H169ZM180 123H182V122H180ZM179 123V124H180ZM95 124V123H94ZM178 124V123H177ZM178 124V125H179ZM183 124H184V122H183ZM35 125V124H34ZM61 125H63V124H61ZM104 126L103 127H106L107 128V130H106V135H105V137H106V139H110L111 138V131L112 130H110V128L107 126V123H104L103 124ZM153 125H154V123H153ZM33 126V125H32ZM31 126V127H32ZM40 126V125H39ZM84 126L81 128V130L84 128ZM86 126H88V125H86ZM85 126V127H86ZM93 125H91V127H92ZM182 126V125H181ZM184 126V125H183ZM38 127V126H37ZM57 127V126H56ZM62 127V126H61ZM96 127V126H95ZM98 127V126H97ZM102 127V126H101ZM123 127V126H122ZM121 127V128H122ZM154 127V126H153ZM179 127H180V125H179ZM186 127V126H185ZM34 128H36V127H34ZM88 128H90V127H88ZM93 128H94V126H93ZM158 128V129H159ZM182 128V127H181ZM64 129H62L63 131H64ZM104 129V128H103ZM175 129V128H174ZM184 130H185V128H183ZM65 130V131H66ZM84 130H85V128H84ZM96 130V129H95ZM151 130V129H150ZM157 130V129H156ZM171 130V129H170ZM36 131V130H35ZM83 131V130H82ZM98 131H99V129H98ZM186 131V130H185ZM27 133V134H26ZM64 133V132H63ZM13 134V133H12ZM15 134V133H14ZM83 134H85V133H83ZM175 134V133H174ZM240 134V133H239ZM78 135V134H77ZM123 135V134H122ZM171 135H173V134H171ZM185 135H186V133H185ZM238 135V134H237ZM243 135V134H242ZM2 136V135H1ZM7 136V135H6ZM32 136V135H31ZM76 136V135H75ZM182 136V135H181ZM43 137V136H42ZM81 137V136H80ZM98 137V136H97ZM167 137V136H166ZM168 137H169V135H168ZM184 139V142L186 143L185 144V146H186V148H188L189 146H191L190 145V143H191V141L193 140H190V143H188V141L187 140H189V139H187V140H185V137H184V135L182 136ZM8 138V137H7ZM11 138V137H10ZM26 138V137H25ZM28 138H30V137H28ZM75 138V137H74ZM177 138V137H176ZM5 139V138H4ZM45 139H47L46 137H45ZM76 139H77V137H76ZM125 139V138H124ZM155 138H153V140H154ZM3 140V139H2ZM27 140V139H26ZM67 140V141H68ZM170 140V139H169ZM179 140V139H178ZM195 140V139H194ZM232 140V139H231ZM6 141V140H5ZM29 141V140H28ZM150 141H152V139L150 140ZM157 142L159 141V139H157L156 140ZM162 141H163V136H162ZM161 141V142H162ZM168 141V140H167ZM166 141V142H167ZM64 142H66V141H64ZM69 142H70V140H69ZM69 142H66V144H68ZM126 142V141H125ZM132 142V141H131ZM160 142V143H161ZM164 142V141H163ZM162 142V143H163ZM175 142V141H174ZM9 143V142H8ZM12 143V142H11ZM62 143V142H61ZM70 143H72V142H70ZM167 143H169V142H167ZM170 143H171V145H172V141L170 140ZM170 143H169V145H170ZM179 143H180V141H178V145H179ZM195 143V142H194ZM231 143V142H230ZM64 144V143H63ZM134 144V143H133ZM158 144H159V142H158ZM164 144H165V142H164ZM187 144L189 145V146H187ZM196 144V143H195ZM201 144V143H200ZM54 145V144H53ZM135 145V144H134ZM137 145V144H136ZM141 145V144H140ZM157 145V144H156ZM177 145V146H178ZM181 145V144H180ZM203 145V144H202ZM74 146V145H73ZM133 146V145H132ZM154 146H155V144H154ZM160 146V145H159ZM165 146V145H164ZM167 146V145H166ZM195 146V145H194ZM196 146H198V145H196ZM101 147V148H100ZM100 147H98V148H100V149H98L97 148V150H99V151H101L102 153H103V155L100 153V155H102V156H104L106 159H107V161H108V159L110 160V159H112V158H114V154H115V149L113 148V146L111 145V144H109V143H106L105 145H102V146H100ZM115 147V146H114ZM118 147V146H117ZM139 147V146H138ZM156 147V146H155ZM172 147V146H171ZM179 147V146H178ZM192 148H194L193 146H191ZM73 148V147H72ZM75 148V147H74ZM90 148H92V146L90 147ZM95 148V147H94ZM159 148V147H158ZM174 148H176V147H174ZM174 148H172V150L174 149ZM181 148V147H180ZM182 148H183V146H182ZM181 148V149H182ZM196 148V147H195ZM199 149H200V147H198ZM213 148V147H212ZM56 149V148H55ZM93 149V148H92ZM140 149V148H139ZM164 149V148H163ZM203 147H202V149H200V150H202V153L205 155V153L206 152H210L209 154H211V152H215V150L214 149H216V147L215 148H213L212 149V151H211V149H206V150H204L203 151ZM44 150V149H43ZM48 150V149H47ZM165 150V149H164ZM192 150V149H191ZM208 150V151H207ZM14 151H16V150H14ZM40 151V150H39ZM52 151H54L53 149H52ZM121 151V150H120ZM141 151H142V149H141ZM163 151V150H162ZM161 151V152H162ZM170 151V150H169ZM168 151V152H169ZM187 150H185V152H186ZM196 151V150H195ZM206 151V152H205ZM1 152V151H0ZM38 152V151H37ZM55 152L56 151H54V152H44L43 151V153H42V151L41 152H39V153H41V155L42 154H45L46 156H44L45 157V159H49L55 166H56V160H55ZM117 152V151H116ZM167 152V151H166ZM180 152V151H179ZM199 152V151H198ZM205 152V153H204ZM47 153V154H46ZM118 153V152H117ZM142 153V152H141ZM201 153V152H200ZM212 153V155H214ZM226 153V152H225ZM1 154V153H0ZM163 154V153H162ZM41 155H39V156H41ZM157 155H159L158 153H157ZM200 155V154H199ZM43 156V155H42ZM207 156V155H206ZM104 157H103V159H104ZM209 157V156H208ZM212 157V156H211ZM210 157V158H211ZM215 157V156H214ZM213 157V158H214ZM116 158V157H115ZM119 158V157H118ZM118 158H116V159H118ZM153 158H155V157H153ZM185 158V157H184ZM207 158V157H206ZM212 158V159H213ZM100 159H101V157H100ZM209 159V158H208ZM178 160V159H177ZM201 160V159H200ZM205 160H207V159H205ZM91 161V160H90ZM101 161V160H100ZM118 161V160H117ZM122 161V160H121ZM228 161L229 162H233L232 161V159H230L229 158V156H228ZM28 162V161H27ZM102 162V161H101ZM109 163L110 162H115L116 163V161L114 160H110V161H108ZM119 162V161H118ZM207 162V161H206ZM219 162V164H217L216 166H213L215 169L217 168V167H220L219 168V170L221 171L220 173V175H219V171H218V173H217V177H218V175H219V178H221L222 180H221V182L222 181H224V183H222L221 185H220V181H218L217 182V184L219 185L218 187H220L219 189H220V191L218 192L217 191V193L219 194H227L228 196H233L232 194H231V192L232 193H236V195H239V193H240V189L242 188V187H244V185H245V182H246V180H245V178L243 177V175L241 174V177H238L237 179H238V182L240 183L238 186H236L234 183H232V182H230L231 184H225V181H230V178H229V175L230 174H232V168H234L235 169V167H234V163L231 165V168H224V166H223V162L222 161H218ZM99 162H97L96 163V165L98 164ZM103 163V162H102ZM4 164V163H3ZM100 164V163H99ZM114 164V163H113ZM120 164H121V162H120ZM125 164V163H124ZM211 164V163H210ZM128 165V164H127ZM127 165H126V167H127ZM177 165H178V163H177ZM180 165V164H179ZM122 166V165H121ZM125 166V165H124ZM181 166V165H180ZM179 166V167H180ZM183 166V165H182ZM2 167V168H1ZM6 167V166H5ZM4 166H1L0 165V193L2 194V196H3V200H4V202L2 203V204H4V205H2V206H4L5 208L4 209H10V208H12V210L13 209H15L17 206H19L20 205V203H24L25 205H29V204H31V206H35V203H33V201H34V196L35 195H38L37 193H35L36 192V190H37V188H36V186L37 185H35L36 184V182H35V184L33 183V184H31L33 181H29L30 182V185H28V186H21V184H20V182L18 181V180H13V178H11V176H10V174L9 173H7L6 171H8L7 169H5V170H3V168H5ZM125 167V168H126ZM161 167V166H160ZM208 167V166H207ZM210 167V166H209ZM237 168V170H239V168L238 167H236ZM103 169V168H102ZM116 169H117V166H116ZM122 169H123V166H122ZM122 169H120V170H122ZM109 170V169H108ZM111 170V169H110ZM113 170V169H112ZM111 170V171H112ZM119 169H117L116 171H118ZM119 170V171H120ZM127 170V169H126ZM179 170V169H178ZM103 171V170H102ZM115 171V170H114ZM113 171V172H114ZM128 171V170H127ZM217 171V170H216ZM108 172V171H107ZM112 172V173H113ZM124 172V171H123ZM134 172V171H133ZM236 172V171H235ZM239 172V171H238ZM111 173V174H112ZM115 173V172H114ZM128 173V172H127ZM131 173V172H130ZM129 173V176L130 177H132L131 176V174ZM106 174V173H105ZM124 174H126L125 172H124ZM135 174H137V173H135ZM233 174H237V172L236 173H234L233 172ZM232 174V176H234ZM117 175V174H116ZM109 176H110V174H109ZM115 176V175H114ZM128 176V177H129ZM14 177V176H13ZM57 177H59L58 175H57ZM105 177H106V175H105ZM107 177H108V174H107ZM139 177V176H138ZM231 177V176H230ZM236 177V175L234 176V178ZM60 178V177H59ZM63 177H61L59 180H54L53 178H50L49 180H51V179H53V181H55L54 183L53 182H51V181H49V183L50 184H52V185H50V186H48L49 188H47V190H46V197H47V200L50 202V204H52L53 206H55V210H54V212H52V213H49L48 215H45L44 214V212L46 211V210H44V208H47L48 206H45V207H41L40 209H43V210H41V212L39 213H36V212H34V210L33 209H35V208H33V207H31L32 208V210L31 209H28V210H31V214H29V215H27V217H26V227H27V231H28V234H29V236L31 235V236H33V237H35V236H40V238H41V236L42 235H44V234H46L47 233V230L50 228V227H53V225H57L56 223L54 224V222H57V221H59V220H57V218H59L58 216L60 215H58V213L61 211V209H62V205H64L65 203L68 205V203H70V202H68V201H72V203H73V201L75 200V201H77L79 198H80V194H79V192H77L76 194H75V196L73 195V193L71 192V191H68V192H66L65 191V186L66 185H68V180H64L63 181V179H62ZM80 178V177H79ZM78 179V178H77ZM110 179H112V178H110ZM217 179V178H216ZM236 179V178H235ZM236 179V180H237ZM249 179H250V177H249ZM43 180V179H42ZM41 180V181H42ZM116 180V179H115ZM233 180V179H232ZM85 181V180H84ZM206 181V180H205ZM208 182H209V180H207ZM211 181V180H210ZM217 181V180H216ZM81 182V181H80ZM137 182H139V178H138V180H131V182L127 185L128 186V188H131V186H134L133 187V189H135L136 191H137V194L138 195H140V194H143V193H141L142 192V190L145 188V190L147 191V189H146V187H142L141 185H140V183H137ZM37 183H38V181H37ZM47 184H48V182H46ZM85 183V182H84ZM83 183V184H84ZM170 183V182H169ZM209 183H211V182H209ZM213 183H215V182H213ZM227 183V182H226ZM43 184V183H42ZM47 184H43L42 185V187H44V185L46 186ZM132 184H135V185H132ZM172 184H174V183H172ZM202 184H203V182H202ZM207 184V183H206ZM216 184V183H215ZM35 185V186H34ZM38 185H39V183H38ZM82 185V184H81ZM166 185H168V184H166ZM176 185V184H175ZM182 185V184H181ZM198 185V184H197ZM123 186H125V184L123 185ZM184 186V185H183ZM186 186V185H185ZM203 186V185H202ZM42 187H39L38 186V188H42ZM178 187V186H177ZM215 187V186H214ZM33 188H35L36 190H34ZM120 187H118V189H119ZM126 188V187H125ZM174 188V187H173ZM192 188H194V187H192ZM199 188V187H198ZM33 189V190H32ZM132 189V188H131ZM150 189V191L149 192H151L152 190H153V193H155V194H157V193H159L160 192V190H159V188H157V189H152L151 187L149 188ZM214 189V188H213ZM212 189V190H213ZM39 190V189H38ZM37 190V191H38ZM42 190V189H41ZM115 190H117V189H115ZM175 190V189H174ZM182 190H184V189H182ZM193 190H195L196 191V189H193ZM217 190H218V188H217ZM245 190H246V188H245ZM125 191V190H124ZM128 191V190H127ZM134 191V190H133ZM135 191V192H136ZM144 191V190H143ZM199 191H200V189H199ZM256 191L258 192L259 191V188L257 187L256 188ZM39 192V191H38ZM40 192H42V191H40ZM87 192V191H86ZM118 192V191H117ZM117 192H115V194L117 193ZM135 192H133V193H135ZM139 192V193H138ZM149 192H147L146 194H145V192H144V195H145V197L143 196V201H144V199L146 198V205H147V203L149 202H147V199L150 197V196H153V198H155L156 196H155V194L153 195L152 193V195L151 194H149ZM173 192V191H172ZM176 192V191H175ZM175 192H173V194L175 195L176 193ZM182 192H185V191H182ZM190 192V191H189ZM189 192L187 193V194H189ZM68 193H70V195L68 196ZM126 193V192H125ZM132 193V194H133ZM212 193H214V192H212ZM130 194V193H129ZM137 194H135V196L134 195H132V196H134V197H137ZM160 194H161V192H160ZM159 194V195H160ZM172 194V193H171ZM172 194V195H173ZM179 194H181V192H179ZM190 194H192V193H190ZM219 194V195H220ZM222 194H221V196H217V198L219 197H222ZM120 195H121V193H120ZM120 195H118V196H120ZM147 195V196H146ZM173 195V196H174ZM185 194H183L182 195V197L184 196ZM196 195H198V194H196ZM195 195V196H196ZM247 195V194H246ZM124 196H128V194L126 195V194H124L123 195V198H124ZM149 196V197H148ZM155 196V197H154ZM181 196V195H180ZM194 196V197H195ZM200 196V195H199ZM198 196V197H199ZM209 196V195H208ZM226 196V195H225ZM129 197V196H128ZM139 197V196H138ZM188 198H190V199H193V198H191L190 196H187ZM197 196L195 197V199L197 200V202L199 203V204H201V205H204V204H206L207 206H208V208L209 209H212L213 208V206H215V207H217V205H218V202L216 203V202H214L215 200H213V202H211V203H206L207 202V200L206 199H201V198H198ZM200 197H202V196H200ZM204 197V196H203ZM223 197H224V195H223ZM222 197V198H223ZM140 198H141V195H140ZM140 198H138L139 199V203H141L140 202ZM206 198H207V196H206ZM226 198V197H225ZM230 198V197H229ZM233 198H234V196H233ZM119 199V198H118ZM118 199H117V202H118ZM138 199H137V201H138ZM210 199V198H209ZM231 199V198H230ZM120 200V199H119ZM132 200H136L135 198L134 199H132ZM141 200H142V198H141ZM154 200V199H153ZM153 200H152V202H153ZM232 200H235V198L234 199H232ZM232 200L230 201V202H232ZM86 201V200H85ZM129 202H127L128 203V205L129 204H131L132 203V201L131 200H128ZM136 201V202H137ZM150 201H151V199H150ZM206 201V202H205ZM217 201V200H216ZM68 202V203H67ZM77 202H79V201H77ZM125 202V201H124ZM145 202V201H144ZM144 202H143V205H145L144 204ZM226 202H229V201H223L222 200V203H226ZM233 202H235V201H233ZM72 203H70V204H72ZM123 203V202H122ZM43 204V203H42ZM82 204V203H81ZM120 204H121V200H120ZM149 204V203H148ZM155 204V203H154ZM217 204V205H216ZM229 204V203H228ZM45 205V204H44ZM221 205H223V204H219V207L221 206ZM70 206V205H69ZM124 206V205H123ZM133 206V205H132ZM230 206V205H229ZM257 206H259V200L257 199L255 202H254V204L251 206V209L252 208H256ZM23 207V204H22V206L20 207L19 206V208H21V209H23L22 208ZM64 207V206H63ZM73 207V206H72ZM144 207V206H143ZM154 207V206H153ZM215 207H214V209H215ZM219 207H218V209H219ZM227 207V206H226ZM26 208V207H25ZM24 208V209H25ZM37 208V207H36ZM73 208H75V207H73ZM129 208V207H128ZM145 208V207H144ZM149 208V207H148ZM157 208V207H156ZM229 208V207H228ZM23 209V210H24ZM65 209H67V208H65ZM133 209H135V208H133ZM2 210H3V208H1L0 207V211H1V213H5V214H8L9 213V215H7L9 218H12V216H13V214H12V216L10 215L12 212H14V211H12L11 210V212H6L7 210H3V212H2ZM37 210V209H36ZM64 210V209H63ZM62 210V211H63ZM141 210V209H140ZM142 210H143V208H142ZM145 210V209H144ZM183 210V209H182ZM18 211H19V209H18ZM121 211V210H120ZM135 211V210H134ZM214 211H216V210H213L212 212H211V214L214 212ZM16 212V211H15ZM26 212H29V211H26ZM50 212V211H49ZM72 212H73V210H72ZM122 212H124V211H122ZM128 212V211H127ZM143 212V211H142ZM152 212V211H151ZM218 212H220V214H221V211H219L218 210ZM1 213H0V228L2 229V230H4L3 228L5 227V226H3V219H2V216H3V218L6 216H4L3 214L1 215ZM16 213H18V212H16ZM15 213V214H16ZM48 213V212H47ZM61 213V212H60ZM64 213H66V212H64ZM255 213V212H254ZM122 214V213H121ZM125 214V213H124ZM131 214V213H130ZM135 214V213H134ZM136 214H138L137 212H136ZM135 214V215H136ZM140 214V213H139ZM145 214V213H144ZM148 214H150L151 215V213H148ZM259 214V213H258ZM149 215V216H150ZM152 215H154V214H152ZM207 215V214H206ZM11 216V217H10ZM61 216V215H60ZM63 216V215H62ZM145 216H148V215H145ZM167 216V215H166ZM176 216V215H175ZM174 216V217H175ZM217 216V215H216ZM258 216V215H257ZM14 217H15V215H14ZM173 217V218H174ZM62 218H64V217H62ZM156 218H158V217H156ZM168 218V217H167ZM170 218V217H169ZM14 219V221H15V218H13ZM60 219V218H59ZM11 220V219H10ZM57 220V221H56ZM171 220V219H170ZM16 222V221H15ZM163 222V221H162ZM164 222H165V220H164ZM166 222H167V220H166ZM5 224V223H4ZM7 229V228H6ZM17 229V228H16ZM12 230V229H11ZM188 230V229H187ZM6 231H8V230H6ZM4 233V232H3ZM51 232H48V234H50ZM4 235V234H3ZM1 236V235H0ZM6 236V235H5ZM50 237V236H49ZM3 238H5V237H3ZM37 238H39V237H37ZM78 239V238H77ZM107 246H106V244L104 243V240H103V242H102V244H101V246H100V248H104V249H106V250H110L109 248L107 249L106 248ZM92 251V250H91ZM90 252V251H89ZM111 252V251H110ZM91 253V252H90ZM6 254V253H5ZM103 255H105V254H103ZM108 257V256H107ZM110 257V256H109ZM22 260V259H21ZM105 261V260H104ZM57 262V261H56ZM55 262V263H56Z\"/></svg>",
	"mask_w": 264,
	"mask_h": 264
}]
</instances>
